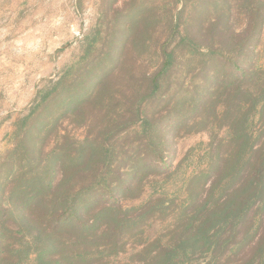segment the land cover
Instances as JSON below:
<instances>
[{
	"label": "rangeland",
	"instance_id": "374dc122",
	"mask_svg": "<svg viewBox=\"0 0 264 264\" xmlns=\"http://www.w3.org/2000/svg\"><path fill=\"white\" fill-rule=\"evenodd\" d=\"M178 12L179 31L191 33L201 44V52L181 46L173 73L163 78L160 91L143 106V113L155 123H166L175 114L171 118L175 122L161 132L164 139L154 150L145 139L141 121L126 129L120 127L135 119L134 102L150 93L151 76L162 62L161 46L170 38L172 14ZM257 12L263 15L258 37L239 58L248 71L264 69V0H0V183L17 171L19 164L23 170H33L37 161L30 157H39L40 152L46 158L54 147L74 139L105 141L109 137L105 144L113 154L109 165L116 190L123 186L118 178L124 177L128 183L134 169L146 159L161 153L165 156L164 165L142 170L131 189L114 191L124 209L150 202L170 209L182 207L190 201L192 188L197 194L212 180L206 176L190 185L192 178L206 172L213 162L220 163L230 133L221 119L222 100L212 101L181 123L175 119L188 115L201 97L214 91L219 81L208 87L215 73L231 78L232 68L214 59L209 50L226 52L228 45H241L251 32L249 19ZM106 75L107 91L94 98ZM262 87L253 90L260 92ZM49 91L52 94L27 127L25 154L18 145L25 132L19 129L21 120ZM262 108L260 102L249 115L250 131L256 138L263 128ZM215 111L218 118L210 120ZM48 123L49 131L41 133L42 125ZM48 163L52 166L46 158L39 170ZM173 215L152 218L123 232L117 246L101 256L99 264H137L136 252L147 239L156 238L173 224ZM17 221L31 240L35 231L21 218ZM97 241L95 244L100 239ZM116 250L121 251L115 254ZM183 260L180 258L179 264H207L210 254ZM23 264L37 261L31 255Z\"/></svg>",
	"mask_w": 264,
	"mask_h": 264
},
{
	"label": "trees",
	"instance_id": "16d2710c",
	"mask_svg": "<svg viewBox=\"0 0 264 264\" xmlns=\"http://www.w3.org/2000/svg\"><path fill=\"white\" fill-rule=\"evenodd\" d=\"M180 13L172 14L170 38L161 46L162 62L151 76L150 93L134 102L135 119L120 127V130L126 129L141 121L145 139L154 150L161 146L159 140L164 138H160V134L169 130L175 122L171 119L175 114L166 123H155L143 113V106L147 99L160 91L163 78L173 73L181 46L192 49L193 53L201 52V44L191 33L179 31L177 17ZM262 17L258 12L253 18L249 17L251 32L246 40L238 47L228 45L226 49L233 55H225L224 50H209L214 59L219 58L225 67L232 68L231 78H227L226 73H215L208 87L219 81L214 91L207 93V98L201 97L188 115L178 117L176 113L178 118L175 120L181 123L193 114L197 115L214 100L215 103L221 100L224 103L221 119L230 133L226 155L219 164L213 162L206 172L196 175L190 182L191 185L195 179L210 176L209 184L205 183L197 194L190 187V201L180 208L170 209L161 203L150 202L141 208L124 209L116 198L118 193L114 192L116 187H113L110 176L109 164H112L113 154L105 144L109 137L105 141L85 138L57 145L46 154L52 166L48 163L39 170L46 159L40 152V159L35 155L30 157V160L37 161L33 166L38 168L36 171L23 170L19 164V169L0 183V192H3L0 199V264H23L31 255L37 264H99L101 256L117 246L123 232L169 214H174V223L168 224L156 238H149L142 244L143 247L136 252L137 264H179L180 258L187 260L195 254L208 253L210 260L207 264H264V69L248 71L243 69L239 60L245 54L243 49L257 39ZM175 41L176 44L172 45ZM108 77L106 75L101 81L94 98L107 91ZM257 86H263L260 92L253 90ZM51 94L52 91L44 93L21 120L19 129L25 132L18 145L25 154L29 122ZM260 102L263 104V128L256 138L250 131L249 115ZM218 116L215 111L210 120ZM203 119L206 120L205 116ZM49 129V123L43 124L40 132ZM164 158L161 153L146 159L134 169L128 183L124 177L118 178L123 186L117 190L131 189L142 170L164 165ZM9 200L12 203L8 204ZM98 200L106 202L99 203ZM18 217L35 231L31 240L17 224ZM71 231L75 234H69ZM99 239L102 243L95 244ZM120 251L116 250L115 254Z\"/></svg>",
	"mask_w": 264,
	"mask_h": 264
}]
</instances>
